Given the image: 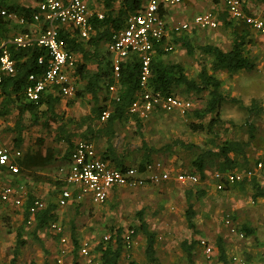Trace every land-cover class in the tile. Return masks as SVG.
I'll return each instance as SVG.
<instances>
[{"label":"rangeland","instance_id":"rangeland-1","mask_svg":"<svg viewBox=\"0 0 264 264\" xmlns=\"http://www.w3.org/2000/svg\"><path fill=\"white\" fill-rule=\"evenodd\" d=\"M5 1L10 4L8 0ZM197 1L198 3L202 1L207 3L202 8L200 7L198 11L214 13L220 22V26L216 30L194 31V46L214 44L225 51L230 50L233 34L232 29L224 23L225 10L223 5H218L220 4L219 0ZM35 2L38 3L39 0H35ZM245 2L249 10L264 19L263 0H245ZM209 3L216 6L211 5L209 7ZM203 9L205 10L203 11ZM195 16L186 18L185 21L191 22ZM249 32V39L252 43L247 46V52L255 61L256 69L252 72L241 71L233 74L221 72L218 74L225 95L239 101L238 104L225 102L222 105L219 111L220 117L227 124L219 130L218 142L238 141L246 143L249 163L245 165L241 160V164L236 171L253 170L256 169L259 163H262L263 168L256 170V178L264 186V115L250 117L246 110V107L254 100L264 107V35L251 28ZM97 51L100 59L107 61L108 54L105 43H102ZM165 60L169 63L181 64L186 69L188 77L192 79L196 78L201 71L203 62L209 64V61L199 53L190 57L186 51L180 48H175L171 54L165 57ZM81 61L79 59L78 62L82 64ZM97 69L96 61L88 64L87 70L90 73L96 72ZM102 69H105V67ZM85 86L86 81L79 74H76L74 76L75 95L62 99V103L57 107V112L67 118L76 120L88 116L93 107V99L91 95L85 93ZM106 94L110 95L104 89L101 93V100L106 97ZM174 94L190 100L194 108L184 116L155 113L144 119V139L150 147L163 149L158 155L153 156L152 162L160 161L164 163L173 171L174 176L177 173L198 174L191 164L196 158L198 149L189 152L175 147L170 152L166 150V146L171 145L176 140L196 145L199 148L205 145L210 137L203 133L194 132L191 129V124L200 122V120L195 119L194 112L206 108L208 96L206 93L195 94L189 92L185 87L176 88ZM215 116H207L202 122L207 123ZM248 121L255 128L254 138H251L252 134L246 126ZM118 129L122 137H128L135 147L142 145V138L137 136L131 138L136 132V123L133 120L120 123ZM48 135H50V132H48ZM51 142H48V144ZM41 145L43 144L40 143L38 146ZM29 148L31 149L33 146L31 145ZM140 160L141 154L136 153L130 162V166L137 167ZM208 171V173H214L217 169L216 167H208ZM252 179H246L243 185L237 184L225 191H217L210 179L208 181L201 180L199 184L193 186H184L173 180L160 185H147L133 191L123 188L114 195L108 204L111 206L110 211L113 212L110 224L115 228L123 229L124 232L135 230L134 228L138 226V214L142 213L150 231L156 235L157 257L162 264H232L231 257L233 255H239L246 260L247 264H264V198L254 201ZM0 185L4 186L6 183L2 182ZM201 191L205 192V196L200 195ZM189 192L193 194L192 203L196 211L197 233H193L188 228L186 221L188 208L186 194ZM16 213L17 209L14 207L0 205V264H17L21 261L22 254L26 256V253L35 252L36 246L38 249L42 248L32 238L33 243L28 247H26V240L20 241L17 230L19 222L23 221H15ZM227 216L231 217L238 230L248 225L255 230L256 234L245 236L243 240L236 235H228L229 231L224 224ZM22 224L25 236H27V231H33L30 228L26 229L28 228L27 223L23 222ZM219 238L224 240L227 255L225 262L220 258L221 253L217 244ZM200 239L207 240L214 247L215 254L211 260L205 258L204 252L199 246ZM21 242L24 244H20ZM184 242H187L188 245L196 243L192 260L183 250L182 245ZM34 243H36L35 247ZM20 245L21 248L16 254V249ZM94 251L99 252L97 247ZM132 262L135 264H151L146 256V238L142 234L135 235L133 249L126 251L124 248L119 260V264H131Z\"/></svg>","mask_w":264,"mask_h":264},{"label":"trees","instance_id":"trees-1","mask_svg":"<svg viewBox=\"0 0 264 264\" xmlns=\"http://www.w3.org/2000/svg\"><path fill=\"white\" fill-rule=\"evenodd\" d=\"M264 1V0H263ZM111 1H107L106 14L104 19L100 20L97 16H93L91 24L93 33L89 40L80 39L76 33H71L65 27L58 25L61 37L66 41L68 49L74 54H80L84 63H77L76 74H79L86 80L85 93L92 96L93 107L88 116L76 120L67 118L57 112V107L62 96L53 94H44L39 102H28L25 98V87L27 79L31 74H40L45 69L48 61V55L45 49L38 47L17 50L13 46H9L12 58L17 62V74L13 77H7L3 83V99L0 101V118H5L12 114L13 111H18V121L12 130L16 134L15 145L17 147L22 144V134L26 130L25 124L26 115L30 116V122L33 125L49 128L52 125H57V140L65 143L72 154L75 148V141L80 139L92 143L97 152L98 157L109 163L113 168L124 170L130 166V162L136 153L141 154V160L136 168L144 169L149 163H152L153 156L158 155L163 149L150 147L144 139L143 127L144 119L138 115H132L129 110L133 104L137 94L140 92V72L141 63L137 55H131L130 59L122 65L121 77L115 81L112 72L110 58L100 59L98 48L102 43L110 40L113 31H118L125 26V19L128 14L139 8V0H123L121 9L116 17L111 8ZM7 9L16 11L28 20L36 10L31 7H22L19 5L8 4L5 0H0V13ZM31 22V21H30ZM224 23L232 29L233 40L230 50H223L221 47L214 44H206L194 46L193 32L199 29L193 28L190 32L175 36L171 44L175 48H180L186 51L190 57L199 53L202 57L209 61L202 65L201 71L196 78H189L186 69L179 63H169L165 57L172 53L166 52L161 45L156 46V55L151 64V78L149 80L150 87L154 91L162 92L166 95L174 94L176 88L185 87L187 91L208 96L207 106L202 111H195L194 117L200 120L199 123H192L191 129L194 132L206 134L210 139L202 148L193 144L185 143L181 140L174 141L171 145L166 146V150L170 152L173 148L179 147L183 150L194 152L198 149L196 158L192 161V166L199 174L201 180L207 179L208 167L215 168L218 172L225 173L236 171L241 164L248 165L247 144L238 141H225L219 143V130L227 123L220 117V109L225 102L238 104L239 101L223 92L222 81L218 77L221 72L238 73L241 71L252 72L256 69L255 61L249 56L247 46L252 43L250 38V27L246 24H235L228 21V15L225 13ZM28 27H20L13 22L8 21L0 15V45L11 39V33L27 32ZM14 36V35H13ZM93 50L91 51V49ZM108 54V52H107ZM45 57V64L39 65L38 59ZM109 57V54H108ZM92 61L97 62V71L90 73L88 64ZM105 61V63H104ZM104 64V65H103ZM105 67V69H102ZM116 85L118 88L117 96L115 97L109 90L111 85ZM106 89L110 95L106 94L101 100V93ZM176 95V94H175ZM250 117L264 115V107L254 100L246 107ZM105 111H110V116L106 121H101L102 114ZM216 115L209 122L202 121L207 116ZM133 120L136 123V132L131 137L142 138V145L134 146L133 142L128 137H122L118 129V125L124 121ZM249 132L254 138V126L249 121L246 123ZM77 138V139H76ZM154 162V161H153ZM243 181L238 183L243 185ZM253 185V199L257 201L264 198V186H262L256 177L251 180ZM237 185V184H236ZM203 197L205 192L201 191ZM192 192L186 194L188 208L186 211V221L188 228L197 233L195 223L196 211L192 203ZM56 221L54 215H51V210H46L38 217V229L48 225L50 222ZM50 223V224H51ZM135 235L142 234L146 238V256L151 264H162L157 257L156 250V235L150 231L149 226L142 213L138 214V226L134 228ZM245 236L255 235V230L245 225L239 230ZM124 230L119 229L116 237V244L112 242L108 244L101 243L98 251L101 252L103 264H119L121 255L124 252L123 243ZM21 236L19 235V238ZM24 244V243H20ZM218 248L220 250V258L225 262L226 249L224 240L218 239ZM196 243L189 244L184 242L182 247L188 255L189 259H193V249ZM21 248L17 247L16 254ZM77 248V246H76ZM49 264V263H46ZM78 264V263H75ZM131 264H135L132 262Z\"/></svg>","mask_w":264,"mask_h":264},{"label":"built area","instance_id":"built-area-1","mask_svg":"<svg viewBox=\"0 0 264 264\" xmlns=\"http://www.w3.org/2000/svg\"><path fill=\"white\" fill-rule=\"evenodd\" d=\"M115 1V0H104ZM184 0H145V5L132 13L126 20L125 26L113 32L107 45L112 72L115 81L121 77L122 65L131 55H137L141 63L140 92L137 94L129 112L143 119L155 113L186 115L194 105L188 100L175 94L166 95L154 91L149 84L151 78V64L156 55V46L161 45L166 52L174 51L175 47L168 41L175 36L190 32L193 28L199 30H216L220 22L212 12L202 13L193 18L191 22H178L169 26L163 16V10L167 7L179 6ZM228 15V21L235 24H246L252 30L264 35V19L249 13L245 0H220ZM36 11L28 20L16 11L4 9L0 15L8 21L28 27L27 32L14 35L10 41L0 45V101L3 99V83L5 78L17 74V62L12 58L9 46L17 50H27L38 47L45 49L48 61L45 57L38 59L39 65H47L40 74H31L25 87V98L28 102H39L44 94H53L64 98L75 95L74 76L76 75L77 60L71 52L66 41L61 37L58 25L65 27L71 33L83 40H89L94 31L91 24L93 16L104 19L102 13L91 11L85 0H44L39 3ZM31 21V22H30ZM110 92L116 97L118 88L111 85ZM110 111L102 114L101 121H106ZM22 152L5 145L3 133L0 131V169L11 175H19L18 160L22 158ZM263 164L259 163L256 169L246 172L231 171L221 173L215 171L210 174V181L214 183L217 191H225L230 187L256 177V170H261ZM166 169L165 164L154 161L144 169L129 167L124 170L113 168L109 163L98 157V152L92 143L80 141L75 146L71 157L69 172L66 176L67 186L62 190L58 204L66 207L72 203H82L90 199L93 204H105L111 191L116 187L131 190L141 189L147 185H160L171 180L184 185L193 186L201 182L198 174L177 173ZM207 173V178L209 176ZM209 179H206L208 181ZM24 186L15 187L12 184L2 188L0 200L3 203H11L16 207H23ZM46 209V203L36 198L28 209L31 224L36 214ZM224 224L229 233L239 239H245V234L237 229L231 217L227 216ZM50 228L57 234H61V243L67 244L64 236V227L58 222L50 224ZM114 233L106 234L104 244L113 241ZM115 239V238H114ZM123 243L126 251H131L135 244V230H128L123 234ZM205 258L211 260L214 257V247L205 239H200ZM67 249H60V255L55 264H65L64 257ZM79 254L84 258L85 264H103L101 258L95 257L89 242L81 244ZM232 264H247L239 255L231 257Z\"/></svg>","mask_w":264,"mask_h":264},{"label":"crops","instance_id":"crops-1","mask_svg":"<svg viewBox=\"0 0 264 264\" xmlns=\"http://www.w3.org/2000/svg\"><path fill=\"white\" fill-rule=\"evenodd\" d=\"M43 1L44 0H39V2L36 3L35 0H8L10 4L19 5L22 7H31L34 9H36L39 3ZM85 1L88 3L92 12L102 13L105 17L107 10L105 6L107 4V1ZM122 2L123 0H115L109 3L111 4V8L109 9V11H113L114 17H116L119 13L123 4ZM139 2V8L135 11L130 12L126 17L125 22L132 13L140 10L145 5V0H139ZM206 4L207 3H204L203 1L198 3L197 0H184L181 5L175 7H167L163 10L162 13L168 25L171 27L178 22L185 21L186 18H189L191 16L207 13L198 11L200 10V7L202 8V6H205ZM211 5V3L208 4L209 7ZM218 5H222V3L220 2V4ZM212 6L214 7L216 5L213 4ZM204 10L205 9H203V11ZM249 13L255 15L251 10H249ZM11 35L13 37V35L17 34L14 32L11 33ZM10 40L11 39L6 40L4 41V43ZM168 41L171 43L172 40L169 39ZM108 43L109 41L105 42L106 50ZM74 55L77 63H79V59H81V62L84 63V60L80 54L75 53ZM61 103L62 100L59 104ZM18 118V111L16 110L13 111L11 115L5 118H0V131L4 135L5 145L9 148L20 150L23 155L22 158L18 160L20 174L11 175L10 173L0 169V184L3 182L6 183V185L12 184L15 187L24 186L26 188V195H24L23 207H16L11 203H3L1 200L0 205L14 207L15 209H17V213L15 214V221L19 222L18 220H22L28 225V228L26 229L30 228L33 230L32 232L27 231V236H25V233L23 232V222H19L17 235L18 237L19 235L21 236L20 241L26 240V247H28L31 243H33L31 241L32 238L36 242H38L42 248L38 249L36 243H34V247L36 246L35 252L33 251L32 253H26V256H23L22 254L21 261H19L17 264H55L56 258L60 255V249H62L63 247L67 249V253L64 257L65 264H85V260L79 254L78 248L85 242H89L95 257L102 258L101 252L96 253L94 250L96 247H99V245L103 242L104 236L109 233H114L115 239L113 238L112 244H116V237L119 228H115L110 224L113 212L110 211L111 206L108 204L110 203L114 195L120 192L123 188H114L110 193L108 201L102 205L93 204L90 199H86L82 203H72L66 207L60 206L58 204L59 197L62 190L67 186L66 176L69 172L70 167L71 154H69V147L65 143L59 142L56 139L57 125H52L49 128H43L41 126L33 125L30 122V116L28 114L26 115L25 120L27 128L22 134V144L21 146L17 147L15 145L16 134H14L12 130L16 126ZM48 132H50V135H48ZM48 142L51 143L48 144ZM78 142H80V140L77 139L75 141V146ZM40 143H42L43 145L38 146ZM31 145L33 146V148L30 149L29 146ZM165 167L166 169H170L167 167V165H165ZM4 186L0 185V193ZM36 198H39L46 203V209L36 214L33 218L32 223L28 224V209L31 206L33 200ZM49 209L51 210V215H54L56 218L55 222L60 223L64 227V236L68 239V242L65 245L61 243L62 235L57 234L51 230V222L41 229L37 228L38 217L43 212ZM229 234L230 233H228V235Z\"/></svg>","mask_w":264,"mask_h":264}]
</instances>
